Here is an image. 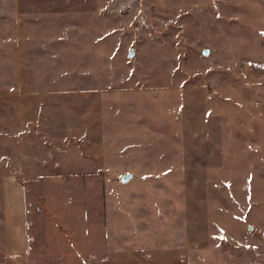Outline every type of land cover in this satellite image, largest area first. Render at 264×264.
<instances>
[{
  "label": "rangeland",
  "instance_id": "rangeland-1",
  "mask_svg": "<svg viewBox=\"0 0 264 264\" xmlns=\"http://www.w3.org/2000/svg\"><path fill=\"white\" fill-rule=\"evenodd\" d=\"M0 175V264H264V0H0Z\"/></svg>",
  "mask_w": 264,
  "mask_h": 264
},
{
  "label": "crops",
  "instance_id": "crops-1",
  "mask_svg": "<svg viewBox=\"0 0 264 264\" xmlns=\"http://www.w3.org/2000/svg\"><path fill=\"white\" fill-rule=\"evenodd\" d=\"M25 190L12 175H0V255L20 257L27 248Z\"/></svg>",
  "mask_w": 264,
  "mask_h": 264
},
{
  "label": "water",
  "instance_id": "water-1",
  "mask_svg": "<svg viewBox=\"0 0 264 264\" xmlns=\"http://www.w3.org/2000/svg\"><path fill=\"white\" fill-rule=\"evenodd\" d=\"M123 180H126V178H123Z\"/></svg>",
  "mask_w": 264,
  "mask_h": 264
}]
</instances>
